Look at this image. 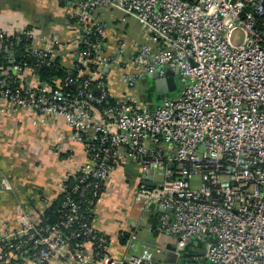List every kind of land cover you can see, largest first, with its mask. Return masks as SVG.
<instances>
[{
	"label": "built area",
	"instance_id": "built-area-1",
	"mask_svg": "<svg viewBox=\"0 0 264 264\" xmlns=\"http://www.w3.org/2000/svg\"><path fill=\"white\" fill-rule=\"evenodd\" d=\"M61 1L78 26L67 42L37 28L0 30V49L14 62L12 45L4 46L2 38L15 34L30 40L41 60H54L71 45L78 54L77 77H87L71 91L64 87L74 84V76L56 78L53 88L29 65L13 64L15 75L0 67V111L9 103L39 118L66 120L89 157L71 174L80 183L71 192L84 197L92 190L88 204L95 207L125 150L144 175L153 176L155 185L142 181L135 199L144 209L155 203L164 211L154 230L175 237L178 259L190 246L199 264H264V0ZM112 11L138 20L143 40L120 39L109 57L103 49ZM90 63L93 69L84 75ZM110 64L125 69L128 88L166 69H178L183 86L158 105L133 96L100 107L111 96L105 73ZM91 81L98 82V95ZM80 201L67 195L66 210L51 225L20 210V227L0 240V264H155L149 246L112 257L107 235L83 221Z\"/></svg>",
	"mask_w": 264,
	"mask_h": 264
},
{
	"label": "crops",
	"instance_id": "crops-1",
	"mask_svg": "<svg viewBox=\"0 0 264 264\" xmlns=\"http://www.w3.org/2000/svg\"><path fill=\"white\" fill-rule=\"evenodd\" d=\"M112 20V23L107 21L103 49V55L109 57L115 55L118 41L126 39L125 33L117 27V19L113 17ZM76 24L71 17V8L61 0H0V30L6 33L31 27L67 42L77 31ZM77 56L71 45L60 50L64 66L72 68ZM91 69L89 64L88 67L84 66L83 74H89ZM106 69L108 88L115 100H126L133 96L145 98L142 94L144 88H139L141 82H137L133 88L125 85L123 73L126 71L121 66L110 64ZM28 79L38 83L37 77L31 73H28ZM3 107L4 111H0V240L8 232L20 227L17 219L20 210L31 217L44 213L63 192L69 175L89 159L86 144L74 139V130L63 117L39 118L29 108L15 107L9 103ZM36 119L38 122L35 123ZM143 180L139 162L121 150L116 167L96 203L92 222L98 231L109 237V254L120 258L141 252L148 247L147 238L155 237L157 245L165 251L154 259L155 264H199L193 258L178 259L166 254L167 250L175 246L176 240L174 236L152 228L149 220L153 217L158 221L159 212L156 208L149 207L147 210L136 202ZM135 209L139 210L138 213ZM195 247L199 254L204 252L201 243L197 242Z\"/></svg>",
	"mask_w": 264,
	"mask_h": 264
},
{
	"label": "trees",
	"instance_id": "trees-1",
	"mask_svg": "<svg viewBox=\"0 0 264 264\" xmlns=\"http://www.w3.org/2000/svg\"><path fill=\"white\" fill-rule=\"evenodd\" d=\"M30 42L31 41L26 39V37L22 34H15L12 37H7L4 35V37L2 38V43L4 46L7 44L12 45L14 50V62L11 60L10 54L7 50H4V48L2 50L0 49V67L8 69L9 75H15V72L11 69V66L15 63L20 65L26 64L29 65V67H31L37 73L42 83H45L46 85H49L53 88L56 86V78H62L65 80L69 76L70 77L74 76L76 78L75 82L74 84L68 85L67 87L64 88H66V90L71 89V91H75L78 89V87H80L82 81L87 76L77 77L78 74L77 67L79 64L78 60L76 61L75 66L73 68L64 66L61 63L60 56H58L54 60H50L49 56L45 58L46 60H41L39 59L38 55L32 52L30 48ZM48 61L50 62L49 64ZM92 64L93 63L89 64L91 68H93ZM8 74L3 75L2 77H7ZM97 85H98L97 81H91V88L93 89L94 93L98 95L100 93V90L97 88ZM154 89H156L155 84H154ZM115 101L116 100L112 96H110L109 98L105 99L99 106L105 107L110 104H113ZM93 143L96 144V142ZM77 176L78 174L69 176L68 180L66 181V191L61 192L57 200L54 201L53 204L48 209H46L44 213L40 215L44 219L43 225H51L60 220L62 214L66 210V208H63L62 204L67 195H71L73 199L81 200L80 201L82 207L81 213H83V215L86 216V218L83 219V221L92 222L94 220L95 215L93 209L95 208V204H93V206L88 204V200L92 198V190L86 191L84 197H80L79 195L73 194L71 192V190L75 185L80 184L76 179ZM104 189H105V185H102L100 189V194L103 192ZM97 199L98 198L95 197L93 198L95 203ZM107 238L109 239L108 236ZM77 239L82 240V238H77ZM193 251H195V249L189 246L187 251L188 253L186 254L185 257L187 258V260L192 259L191 255Z\"/></svg>",
	"mask_w": 264,
	"mask_h": 264
},
{
	"label": "rangeland",
	"instance_id": "rangeland-1",
	"mask_svg": "<svg viewBox=\"0 0 264 264\" xmlns=\"http://www.w3.org/2000/svg\"><path fill=\"white\" fill-rule=\"evenodd\" d=\"M115 17L117 19V27L119 28V31L122 33H125V38L128 40L136 39L140 42H142L143 38V29L141 27V24L132 16H126L121 11H112L107 15V21L108 23H112V18ZM31 20V19H30ZM32 23L36 24L35 22L31 21ZM129 37V38H128ZM142 80L144 82L142 83ZM141 82V84H140ZM139 88H144L142 91V94L144 95L145 99H147L150 103L158 105L163 102V99H157V92L156 89H154V81L149 77H144L143 79L138 81ZM168 84L171 90L167 94L168 98H173L179 95L181 89H182V82L180 80L179 75H176L175 77L168 78ZM163 179L162 176L159 174L155 175V180L157 182H161ZM198 181H194L193 185L196 186ZM137 189V188H136ZM115 194L113 190V195ZM136 208H139L135 205ZM138 209H135V212L138 213ZM145 218V217H144Z\"/></svg>",
	"mask_w": 264,
	"mask_h": 264
},
{
	"label": "water",
	"instance_id": "water-1",
	"mask_svg": "<svg viewBox=\"0 0 264 264\" xmlns=\"http://www.w3.org/2000/svg\"><path fill=\"white\" fill-rule=\"evenodd\" d=\"M150 59H153V57H150ZM178 74H179L178 69H175V70L166 69L164 75H161L160 71L156 70L152 73L146 74L145 77H149L154 81L156 92H157V99H165L167 97V94L171 90V88L169 87V84H168V78L169 77L173 78ZM144 179L145 180H143V182L145 181L149 185H152V186L155 185V182H153V176L151 174L144 175ZM150 207L152 209L156 208L158 210L159 214H162L164 212V211L160 210L159 208H157L155 203H152L150 205ZM149 221L152 224V228H155L158 225V221L154 220L153 217H151ZM147 242H148V246L154 250V252H153V258L154 259L158 258L160 255L164 254V252H165L164 248L157 245L155 237H148ZM174 250H175V247H172L166 251V254H169L170 256H174V257L178 258L177 254H175ZM202 254H204V252H202ZM188 264H194V263H188Z\"/></svg>",
	"mask_w": 264,
	"mask_h": 264
}]
</instances>
